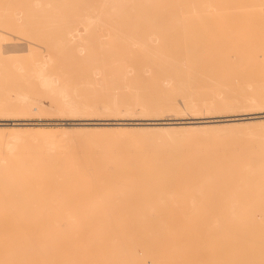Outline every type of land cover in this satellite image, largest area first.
Wrapping results in <instances>:
<instances>
[{
    "label": "bare ground",
    "instance_id": "1",
    "mask_svg": "<svg viewBox=\"0 0 264 264\" xmlns=\"http://www.w3.org/2000/svg\"><path fill=\"white\" fill-rule=\"evenodd\" d=\"M156 1L160 26L153 28L152 17L146 15L154 0H102L100 12L82 14L86 18L81 15L58 42L78 52L90 50L94 44L87 35L107 27L110 41H99L97 48L138 47L142 51L130 50L126 56L140 53L138 59L154 60L158 65L154 75L147 77L148 69L135 71L122 64L108 67L98 51L91 52L93 61L86 60L87 68L74 72L53 67L51 57L26 64L13 56L23 50L4 43L0 45V114L6 105L15 106L12 112L28 106L29 111L38 110L32 107L36 92L27 90L34 84L56 97L69 116L132 115L137 107L143 116H158L178 112L179 96L185 110L194 115L262 110L264 50L237 52L228 46L222 50L227 38L222 19L237 17L234 10L241 8L250 9L246 13L250 20L262 18L264 0ZM51 3L37 0L34 8L46 13V7L56 4ZM34 8L27 10L32 13ZM166 16V24H160ZM50 22L71 23L62 15ZM142 26L146 34L134 35ZM92 62L102 66H89ZM99 73L105 75L102 82L97 80ZM9 78L21 79L28 87L14 90L13 104L1 97ZM98 105L101 111H96ZM259 113L263 114L241 113L231 119L213 115L207 121L109 119L56 129L28 118L1 116L0 264H264V246L238 245L233 243L235 234L222 232L230 222L254 223L252 211L247 217L238 209L252 206L243 202L251 196L249 180L264 177V171L247 164L248 173L243 172L246 175L236 186L221 184L219 170L193 178L170 169L177 158L188 155L215 158L220 165V154L231 161L252 157L253 164L264 167V116H253ZM95 161L104 173L96 171ZM176 167L181 169V164ZM220 208L229 210L220 212ZM255 218L264 222V213Z\"/></svg>",
    "mask_w": 264,
    "mask_h": 264
},
{
    "label": "rangeland",
    "instance_id": "2",
    "mask_svg": "<svg viewBox=\"0 0 264 264\" xmlns=\"http://www.w3.org/2000/svg\"><path fill=\"white\" fill-rule=\"evenodd\" d=\"M36 1L37 0H14L12 2V0H0V14H1L0 15V18H1L0 19V21H1L0 22L1 23L0 28L3 27L2 29H0V38H1L0 39V45H4V43L5 44H14L17 46L16 48L18 50H23L20 53L13 54V56L17 57V58L15 57V58L18 59V61H20L22 63L23 62L26 63V61L28 62L29 60L31 61L34 58H38V57H45L47 59H49L51 57V58H54V60H55V62L53 63V67H57V68L63 67L64 70H67L68 72H70V71L74 72L77 70V68H80V67L87 68L86 60H88L90 57L91 61H93V58H92L93 54H91V52H97L98 51V52H101L100 55H98V58L100 60H105L106 62H104V63H102V62L93 63L92 62V64H89V66H94V65L95 66H102L100 64V63H102L108 67L114 68V67H119V65L122 64V65H127L129 67L135 68L134 69L135 71H142V69H144V70L148 69L149 72L145 73L146 75L148 74L147 77L154 75V73H155L154 69L158 66L154 60H152V59H150V60L138 59V54H140V53H136L137 57L129 58L128 56H126V53L130 50H133V52L142 51V50H137V49H139L138 47L125 48L119 44L115 48H97L99 41L102 43H108L110 41V39L107 36V34H108L107 27H98L97 31H93L87 35L86 38L88 40H90L92 44H94V46L90 50L85 48L87 50H84L82 52H78L74 48H68V47L64 48V47L60 46V43H58V42H60L61 38H63L62 37L63 32L67 28H70V27L77 25L76 20H78L82 14H84V13L87 14L89 12H90L89 13L90 15L96 14V12L99 11L100 6L103 4L102 0H53L54 3L56 2V4L52 5L53 8H51L50 6H49L50 8L46 7V9H47L46 13L44 12L45 14L49 13V14H47V16H49V17L42 15V14H44L43 12L36 10L34 8V4L36 3ZM46 1H50V2H52L51 4H53L52 0H41V2H43V5L50 3V2H46ZM154 1H155L154 3H150V5L152 7L149 5L150 7L147 6L148 9H145V10H148V12H150V13L146 12V15L151 16L153 21H154L151 24L153 28L155 27V25H158V23H159L157 21L158 2L156 0H154ZM67 3H68V5H67ZM15 6H16V8H15ZM28 7L32 8V9L34 8V10H32L33 11L32 13H29V12H31V9L27 10ZM262 8L264 9V6ZM3 9H6V11L4 10L5 14H4V12H2ZM44 9H45V7H44ZM11 10H13L14 12ZM82 10H84V11H82ZM249 10L250 9H246V8L245 9L244 8L237 9V10H234V12L238 13L237 17L232 16L229 18H223L222 19V29L225 30L222 34L227 37V38H224L222 41L223 45H224L222 50H224L227 46L232 47V49L236 50L237 52L252 51V50H264V17H262V18L256 17V18H254V20H250L249 18H246L247 17L246 13L249 12ZM53 11H56L57 14H56V12L52 13ZM38 12H40V13H38ZM25 14L30 15V16H27ZM50 14H52V15H50ZM60 14L62 16H64L65 19H67L71 23L65 22V23H60V25H58V24L51 25L53 22H50V18L51 17L56 18L58 16H61ZM2 15H3V17H2ZM23 15L25 17H23ZM32 15H37L38 17L36 16L37 17L36 18L35 16H32ZM14 16L16 17L17 20L15 18H13ZM153 16H155V17H153ZM33 17L36 18L35 21H32V19H34ZM81 17L86 18V16H83V15ZM21 18L27 20V21L25 20L26 24H25V22H23L24 20L22 21ZM39 19H40V21H42V23H40ZM47 19H48V21H47ZM166 19H167V16L163 18L164 21H161L160 24H166ZM239 20H242V21H239ZM46 21L48 23H45ZM238 21H239V23H238ZM49 23H50V25H49ZM42 24H44V25H42ZM44 26H45V28H44ZM158 26H160V25H158ZM41 27H43V28H41ZM46 27H49V28L46 29ZM4 28H7V30H9V31H7V30L4 31ZM83 28H84L83 26L80 27V29H83ZM19 29H21V30H19ZM55 29H57V30H55ZM144 29H145V27L142 26L139 28V30H135V32L133 34L134 35L139 34L137 36H142V35L146 34V32H147ZM100 30H102V31H100ZM2 32H3V34H2ZM6 32H8V33H6ZM96 32L98 33L97 35L99 37V40H98V38H96L97 37ZM125 32H126V30H125ZM8 34H10V35H8ZM101 35H105V37L101 38L100 37ZM51 37H53V40L50 39ZM93 39H94V41H92ZM106 41H108V42H106ZM54 46H55V48H54ZM52 50H54V51H52ZM153 50H155V49H153ZM51 53H53V54H51ZM77 53H79V54L76 55ZM258 54L261 55L262 52H259ZM231 60L233 61L234 59L232 58ZM109 63H112L111 64L112 66L108 65ZM26 64H28V63H26ZM74 66H76V67H74ZM138 68H139V70H138ZM98 76H99V78L97 79L98 81L102 82L105 79V75L103 73H99ZM10 79H13V80L9 81ZM5 82H7V84ZM5 82H4L5 86L3 88L1 97L4 99L6 98L7 101H9L8 99H11L10 103H12V99L14 100V98H15V97L13 98L12 96H14V94H15L14 90L16 88L20 89V90L21 89L25 90L28 88L27 86L23 85L25 83L21 79L18 80L17 78L16 79L9 78ZM14 83H15V85H14ZM11 84H13L15 86V88ZM239 84L242 85L243 83L240 82ZM9 87L12 89H9ZM6 88H7V90H6ZM27 90L28 91L32 90V91L36 92V94L32 96L35 99V101L32 103V107H37L38 110L29 111L28 109H30V108L28 106V107H22L21 109H17L18 110L17 112H12L11 110H13L15 108V106L6 105L1 110L3 112V114H0V117L1 116H7L9 118H15V117L28 118V119L33 120V122H36L39 124L45 123L44 126L47 128H55L56 129L57 127H62V126L73 127V126H77L75 124H81V123L106 122L105 120H109V119H110V121H107V122H124V121H126V122H137V121H135V119L139 120V119H143V117H144V119H148V117H150L152 119L153 118L154 119H157V118L158 119H160V118L165 119V120H160L158 122H170L171 121L170 119L189 120L190 118L194 119V117H197L196 120L207 121V120L214 119V118H212L213 115H214L213 117H221L220 119H227V118L231 119V118H235V117H241V115L243 113L244 114H250V113H255V112H260V111L263 114L259 113V114L253 115V116H264V108H262V110L261 109L251 110V112L248 110L243 111V112H240V111H224V112H220L218 115L217 114H209V113H205L206 115L204 113L194 115L193 113L185 110L184 101L181 100V98H182L181 96H179L180 98L178 99L181 101L180 102V110L178 112H170V113L166 112V113L158 115V116H145V115L143 116V114H141L142 108H140V107H137V109L139 111L136 109L138 114H135V112H136L135 111L132 115H125L122 112H117V113L113 114V117H111L112 115L109 116L108 112H101V113L98 112L99 114H96V116H92V115H90V116L89 115L69 116L68 113L62 112L63 108L61 105H58L56 103V101H57L56 97L49 95L48 93H46V91L41 90L35 84L33 87H30ZM5 91L8 93H5ZM3 93L5 95H3ZM10 97H12V98H10ZM155 97H156L155 95H154V97L151 96L152 99H154ZM118 99H119V97H118ZM40 105H42V106H40ZM121 107L124 108L123 106H121ZM101 108H102V105H98V106H96L95 109H96V111H98V109H100V111H101ZM22 109L24 111H21ZM237 112H239L240 114ZM106 113H108V115ZM17 114H20L21 116H14ZM100 114H105V115H100ZM238 114H239V116H238ZM9 115H11V116H9ZM98 115H100V116H98ZM137 115H139V116H137ZM168 115H170V117ZM171 115H172V117H171ZM200 115H202V117ZM190 116H192V117H190ZM230 116H232V117H230ZM207 117H209V118H207ZM256 121H259V119H256L255 122ZM141 122H146V121H141ZM68 123L71 125H69V126L65 125ZM72 124H74V125H72ZM81 127H85V125H81ZM71 135L72 134H68L65 136H71ZM196 156H199V154ZM211 161H213L212 164H211ZM93 163H94V165H99L98 167L94 166V168L96 169L97 172L102 171V173H104V171H105L104 167L100 166L101 165L100 162L95 161ZM1 164L3 165L4 162H2ZM176 164H181V167H180L181 169L176 167ZM247 164H249L250 167H252L254 169L258 168L257 170H260L262 172L264 171V167H261L260 165L258 166L257 164H253L252 157H248V158L239 157V158L231 161V159L229 160V158H224L221 154H220V165L215 161V158H212V159L211 158H201V159L196 158V159H194L193 157L191 158V155H188V156L180 158V159L177 158V161L173 162V166L170 167V169L174 173L180 172V173L188 174L193 178H197L198 176H200L204 173H207L208 171H218L219 170L220 171V181H221L220 183L221 184L225 185L226 183L232 182V183H235V185L237 186V185H239L241 176L243 177V175L245 176L248 173V168L246 167ZM230 167H232L234 169H231ZM159 169H161V168H159ZM157 170H158V168H157ZM235 170H238V171L235 172ZM237 172H239L240 174ZM243 172L246 174H244ZM260 181H262V182H260ZM249 184H250V187H248L247 191L251 193V196L246 197V199L243 202L247 203V204H251L252 206L240 208V209H238V211L244 213L245 215H247V217H250V214H248V213H250L252 211L254 214L253 215L254 223L253 224L248 223L245 226H240V225H236V224L230 222V224H228V227L225 230H223L222 232H224L226 234L227 233L228 234H235L236 238L234 239V241L233 240L232 241H233V243L235 242L238 245L240 243V244H244L247 246L253 245V244L255 246H264V222H262L260 219L255 218V215L264 213V211H261V210H264V177L253 178V179L249 180ZM246 208H248V209H246ZM253 208H255V209H253ZM258 209H260V210H258ZM228 210H229L228 208H220V212H227ZM255 241H257V242H255Z\"/></svg>",
    "mask_w": 264,
    "mask_h": 264
}]
</instances>
